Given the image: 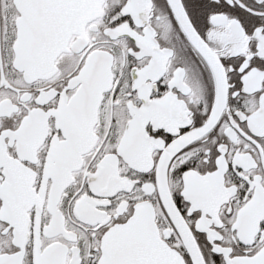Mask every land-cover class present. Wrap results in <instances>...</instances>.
<instances>
[{
	"label": "snow or ice",
	"instance_id": "1",
	"mask_svg": "<svg viewBox=\"0 0 264 264\" xmlns=\"http://www.w3.org/2000/svg\"><path fill=\"white\" fill-rule=\"evenodd\" d=\"M0 264H264V0H0Z\"/></svg>",
	"mask_w": 264,
	"mask_h": 264
}]
</instances>
